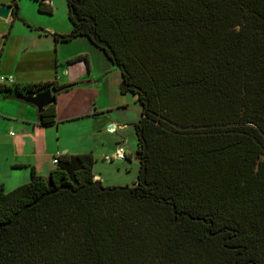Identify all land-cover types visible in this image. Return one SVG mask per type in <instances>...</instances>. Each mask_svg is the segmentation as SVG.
<instances>
[{"label": "trees", "instance_id": "16d2710c", "mask_svg": "<svg viewBox=\"0 0 264 264\" xmlns=\"http://www.w3.org/2000/svg\"><path fill=\"white\" fill-rule=\"evenodd\" d=\"M67 2L73 28L54 39L87 35L140 102L138 178L105 183L91 151L60 153L49 174L33 165L0 191V264H264V0ZM74 83L0 90L53 85L50 125Z\"/></svg>", "mask_w": 264, "mask_h": 264}, {"label": "crops", "instance_id": "0c3cea01", "mask_svg": "<svg viewBox=\"0 0 264 264\" xmlns=\"http://www.w3.org/2000/svg\"><path fill=\"white\" fill-rule=\"evenodd\" d=\"M0 2L13 4L15 0ZM55 14V10L47 12L39 7L32 13L20 11L19 3V15L25 20L14 18L13 13L8 18L0 16V83L75 82L58 91L57 121L50 125L40 123L35 104L0 90V191L29 181L33 165L37 172L49 174L56 166L54 157L60 153L91 151L96 157V177L107 184L124 178L119 166L111 179L103 168L107 164H99L100 155L104 159L115 156L125 139L121 128L140 117V102L136 94L121 91V69L87 35L54 39L51 32L73 28L68 12L62 20ZM79 54L87 55L88 60L69 62ZM135 102L140 105L136 117L125 119ZM117 164L123 166V159Z\"/></svg>", "mask_w": 264, "mask_h": 264}, {"label": "rangeland", "instance_id": "374dc122", "mask_svg": "<svg viewBox=\"0 0 264 264\" xmlns=\"http://www.w3.org/2000/svg\"><path fill=\"white\" fill-rule=\"evenodd\" d=\"M18 1L20 3V11L27 10L28 12L32 13V10H34L35 8L38 9L39 7V0H18ZM67 1L68 0H52L53 10L56 11L55 18H57L58 20H62L66 18L67 16V12H68V2ZM41 15L50 18V15L48 14H41ZM135 105L136 106H133L132 108L133 110H130L129 114L125 116V119L136 117V114L138 113L137 110H140V105L138 102H135ZM121 131L124 132L123 135L125 136L123 137L125 138L123 139L125 141L122 140L121 143L125 147V150L128 156L124 158L115 156V159L111 160L110 158L104 159L103 156L100 155L101 163L99 162V164H107V166L104 165L103 168L109 171V174H110L109 176L111 177V179L117 173V170H118L117 167L119 166L122 167L120 169L122 170L120 174L122 175L124 174V178L121 179L120 182H115L112 184H133L137 180L139 170H140V160L137 155V134H136L134 122L133 121L131 122V120H129V124L123 126L121 128ZM122 159L124 161L123 166L117 164V162ZM111 162L113 163L115 162V164L111 165Z\"/></svg>", "mask_w": 264, "mask_h": 264}, {"label": "water", "instance_id": "95a60500", "mask_svg": "<svg viewBox=\"0 0 264 264\" xmlns=\"http://www.w3.org/2000/svg\"><path fill=\"white\" fill-rule=\"evenodd\" d=\"M13 8L14 5L12 3L0 2V16L3 18H8L13 12ZM54 89L55 88L53 85H49L46 88L37 90L35 92L21 94L19 97L35 104L38 108V111H42L47 105L53 103L56 100Z\"/></svg>", "mask_w": 264, "mask_h": 264}, {"label": "built area", "instance_id": "2783aa9c", "mask_svg": "<svg viewBox=\"0 0 264 264\" xmlns=\"http://www.w3.org/2000/svg\"><path fill=\"white\" fill-rule=\"evenodd\" d=\"M48 4L52 5V0H45ZM127 153H126V150H125V147L123 145H119V147L117 148V151H116V154L115 156H119L121 158H124L126 157ZM113 156V155H112ZM112 156H108L109 158L112 157ZM114 156V158H115ZM59 159V154H57L55 157H54V161L57 162Z\"/></svg>", "mask_w": 264, "mask_h": 264}]
</instances>
